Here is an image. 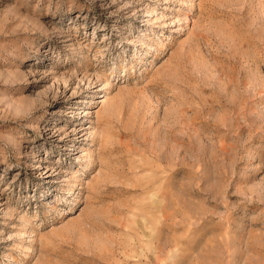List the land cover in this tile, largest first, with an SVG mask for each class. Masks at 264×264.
<instances>
[{"label":"rangeland","instance_id":"rangeland-1","mask_svg":"<svg viewBox=\"0 0 264 264\" xmlns=\"http://www.w3.org/2000/svg\"><path fill=\"white\" fill-rule=\"evenodd\" d=\"M0 264H264V0H0Z\"/></svg>","mask_w":264,"mask_h":264}]
</instances>
